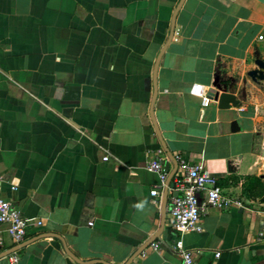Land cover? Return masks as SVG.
Masks as SVG:
<instances>
[{
    "label": "crops",
    "instance_id": "1",
    "mask_svg": "<svg viewBox=\"0 0 264 264\" xmlns=\"http://www.w3.org/2000/svg\"><path fill=\"white\" fill-rule=\"evenodd\" d=\"M180 1L0 0L1 188L29 221L19 244L0 225V253L19 247L3 264H67L66 247L126 264L146 244L130 264H182L169 215L177 154L246 201L183 235L196 264H264V184L244 195L250 175L264 183V83L247 75L264 58V0H184L168 42ZM218 74L246 92L238 106L190 93ZM160 148L165 185L148 169Z\"/></svg>",
    "mask_w": 264,
    "mask_h": 264
},
{
    "label": "built area",
    "instance_id": "2",
    "mask_svg": "<svg viewBox=\"0 0 264 264\" xmlns=\"http://www.w3.org/2000/svg\"><path fill=\"white\" fill-rule=\"evenodd\" d=\"M264 40V34L259 36ZM210 90L203 84H194L190 93L198 97L203 106H209L213 98ZM108 160L109 156H105ZM166 155L162 148L157 150L155 158L148 163V169L158 173L162 185L166 184L169 172L165 165ZM175 159L182 173L174 179L170 187L172 195L170 197L169 215L173 228L179 232L178 238L172 245V250L182 258V264H196L194 252L186 247L183 235L189 231H202L203 219L211 208H245L246 201L226 192L225 188L218 182L217 177L202 162H193L182 154H177ZM3 175L0 174V225L6 226L12 240L19 244L24 241L29 221L22 211L14 203L6 198L2 193ZM153 196L160 194L158 189L151 191ZM37 225H42L38 220ZM259 241H264V231H260ZM4 245V236L0 228V249ZM153 249L160 247L159 242H152ZM221 253L217 252L219 256ZM10 260L15 262L16 255L10 256Z\"/></svg>",
    "mask_w": 264,
    "mask_h": 264
},
{
    "label": "water",
    "instance_id": "3",
    "mask_svg": "<svg viewBox=\"0 0 264 264\" xmlns=\"http://www.w3.org/2000/svg\"><path fill=\"white\" fill-rule=\"evenodd\" d=\"M183 2H184V0L180 1L179 5L176 9V12L174 13L172 23H171V33H170V37H169L168 42H170L171 39L173 38V34L175 32L177 12H178L179 8L181 7V5L183 4ZM166 47H167V45L164 47L162 53L159 55V58H158L157 63H156V69H155V73H154L155 86H156L157 67H158L159 61H160L161 56H162L163 52L165 51ZM247 75L250 77V79L253 82H255L257 84H263L264 83V58L262 57L261 52L259 50H257L255 52V67L250 69L248 71ZM231 87L232 86L230 84H227L225 82V80L221 77V75L218 74L215 76V79L213 81V87L210 89L209 92H210V96L215 101L218 102L220 108H229L230 104H232L233 106L236 107V106H238L239 100L242 99L243 97H245V95H246L245 91H243L241 94L237 95L234 92L229 91V89ZM156 96H157V89L155 88V94H154L152 105H151V116L153 119V123L155 125V129H156L158 135H160L159 127L157 125V121L155 119L154 112H153V107H154ZM232 129L234 131L239 129V125H238L237 120H234L232 122ZM162 144L165 146L163 141H162ZM170 180H171V177L167 181V188H166L167 192H168V186L170 184ZM167 192L165 194V204L167 203V199H168ZM24 245H25V243H23L22 246H24ZM146 246H147V244L142 246L140 249H138V251L132 256V258L126 264H130L146 248ZM18 248L19 247L8 250V251L1 252L0 253V264H3L2 259L4 257L11 254L12 252L17 250ZM66 251L68 254L67 264H89V263H98V262H101L104 264H112V263L105 261L103 259H97V260H93V261H83V260L79 259L76 255H74L67 247H66Z\"/></svg>",
    "mask_w": 264,
    "mask_h": 264
},
{
    "label": "trees",
    "instance_id": "4",
    "mask_svg": "<svg viewBox=\"0 0 264 264\" xmlns=\"http://www.w3.org/2000/svg\"><path fill=\"white\" fill-rule=\"evenodd\" d=\"M263 176L250 175L249 183L245 186L244 195L249 198H257L258 197V188L263 187Z\"/></svg>",
    "mask_w": 264,
    "mask_h": 264
}]
</instances>
